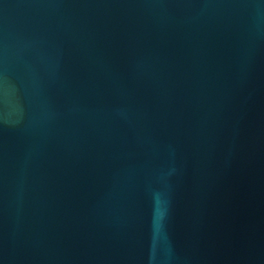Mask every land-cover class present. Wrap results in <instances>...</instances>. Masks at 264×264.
<instances>
[{
	"label": "water",
	"instance_id": "1",
	"mask_svg": "<svg viewBox=\"0 0 264 264\" xmlns=\"http://www.w3.org/2000/svg\"><path fill=\"white\" fill-rule=\"evenodd\" d=\"M0 264H264V0H0Z\"/></svg>",
	"mask_w": 264,
	"mask_h": 264
}]
</instances>
